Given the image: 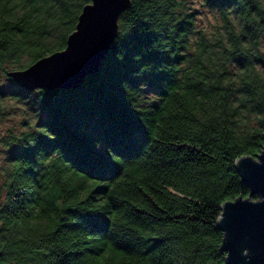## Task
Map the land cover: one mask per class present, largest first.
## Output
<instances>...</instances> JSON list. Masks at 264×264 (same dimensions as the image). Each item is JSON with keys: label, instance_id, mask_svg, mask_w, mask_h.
<instances>
[{"label": "trees", "instance_id": "16d2710c", "mask_svg": "<svg viewBox=\"0 0 264 264\" xmlns=\"http://www.w3.org/2000/svg\"><path fill=\"white\" fill-rule=\"evenodd\" d=\"M202 2L217 34L186 0H130L78 88L18 87L40 115L2 138L0 264H225L234 161L264 146V0ZM88 3L0 0V72L62 50Z\"/></svg>", "mask_w": 264, "mask_h": 264}, {"label": "water", "instance_id": "95a60500", "mask_svg": "<svg viewBox=\"0 0 264 264\" xmlns=\"http://www.w3.org/2000/svg\"><path fill=\"white\" fill-rule=\"evenodd\" d=\"M129 5L130 0H102V6L93 13H87L89 3L84 5L62 50L25 68L8 71L7 76L26 90L78 88L86 77L99 70L117 36L119 16ZM86 14L88 23L85 25ZM242 159L264 165V146L256 156L242 155L234 161L249 195L243 197L240 194L220 205L216 220V227L222 232L219 250L225 253V264H264V166L258 167L255 175L246 176L239 168L244 164Z\"/></svg>", "mask_w": 264, "mask_h": 264}, {"label": "rangeland", "instance_id": "374dc122", "mask_svg": "<svg viewBox=\"0 0 264 264\" xmlns=\"http://www.w3.org/2000/svg\"><path fill=\"white\" fill-rule=\"evenodd\" d=\"M186 4L194 14L196 30H201L208 35L217 34L221 30L220 16L216 10L206 7L202 0H186ZM196 4H199L200 7H194ZM18 87L20 86L0 72V101H13V104L7 108L0 107V145H3L2 138L8 134L21 133L39 119L40 113L34 109L30 99L25 97L23 92H16ZM147 93L148 100L155 99V92L148 91ZM4 159L5 149L3 146L0 147V176L5 164Z\"/></svg>", "mask_w": 264, "mask_h": 264}, {"label": "snow or ice", "instance_id": "6c2138e0", "mask_svg": "<svg viewBox=\"0 0 264 264\" xmlns=\"http://www.w3.org/2000/svg\"><path fill=\"white\" fill-rule=\"evenodd\" d=\"M89 5H91L90 7H87V13H93L96 11V9L100 8L102 6V0H95V3H93V0H89ZM194 7L199 8L200 5L196 4L194 5ZM85 25L88 23V16L86 14L85 16V20H84ZM261 65H264V57L261 58L260 60ZM261 75L264 76V67H262L260 69ZM147 87L151 88L153 87V84L151 83V81H149ZM134 134V129L133 128H129L127 135L131 136ZM45 136L47 135L46 133L44 134ZM48 143H52L51 141H48ZM110 147H112L113 151H117L118 150V145L117 144H110ZM97 155L101 158V159H106V151L105 152H98ZM240 161H243L244 164L239 167L241 169L242 172L245 173L246 176H251V175H255L256 174V170L258 167L264 166V165H256L253 164L251 161L247 160V159H242ZM252 187V191L254 188V183L251 184ZM253 194L255 195L254 191ZM261 196V195H260ZM262 198V196H261ZM264 199V198H262ZM262 199L260 202H262ZM259 202V203H260ZM251 204H257L256 202H252Z\"/></svg>", "mask_w": 264, "mask_h": 264}, {"label": "clouds", "instance_id": "9594fccd", "mask_svg": "<svg viewBox=\"0 0 264 264\" xmlns=\"http://www.w3.org/2000/svg\"><path fill=\"white\" fill-rule=\"evenodd\" d=\"M257 70L259 71V69H257ZM12 104H13V101H11V100L0 101V107L7 108ZM0 147H3V145H0Z\"/></svg>", "mask_w": 264, "mask_h": 264}]
</instances>
